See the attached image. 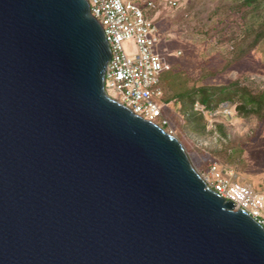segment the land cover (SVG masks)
Masks as SVG:
<instances>
[{
    "label": "water",
    "instance_id": "95a60500",
    "mask_svg": "<svg viewBox=\"0 0 264 264\" xmlns=\"http://www.w3.org/2000/svg\"><path fill=\"white\" fill-rule=\"evenodd\" d=\"M88 0H0V264H264V226L110 97Z\"/></svg>",
    "mask_w": 264,
    "mask_h": 264
},
{
    "label": "rangeland",
    "instance_id": "374dc122",
    "mask_svg": "<svg viewBox=\"0 0 264 264\" xmlns=\"http://www.w3.org/2000/svg\"><path fill=\"white\" fill-rule=\"evenodd\" d=\"M156 1L160 4L155 13L162 37L159 50L169 62L175 63L176 71L188 73V85L192 86L194 80L198 85L240 80L255 94L264 89V39L242 60L232 63L228 62L233 55L230 43L219 44L217 38L210 35L211 26L218 25L215 11L221 0H177L176 8H170L168 0ZM235 1L225 0L224 4L227 6ZM151 11L146 9L147 13ZM256 12L251 14L257 23L252 22L258 25L263 18L258 22ZM123 45L129 56L138 52L135 40H125ZM167 74L169 83L177 86L175 75L167 72L163 79ZM164 88L167 92V86ZM110 93L116 96L113 90ZM232 95L215 111L205 110L208 125L200 134L189 130L183 122L189 114L182 113L181 102L169 103L165 111L168 118L175 120L174 134L199 172H205L209 163L217 162L222 169L233 172L239 183L264 195V116L253 112L255 104L246 103L248 96L244 90ZM196 108L204 109V106L198 103ZM178 116L184 119L181 121Z\"/></svg>",
    "mask_w": 264,
    "mask_h": 264
},
{
    "label": "built area",
    "instance_id": "2783aa9c",
    "mask_svg": "<svg viewBox=\"0 0 264 264\" xmlns=\"http://www.w3.org/2000/svg\"><path fill=\"white\" fill-rule=\"evenodd\" d=\"M93 15L104 27L112 57L105 75V90L118 102L134 113L154 121L174 134V128L164 115L166 103L162 100L165 89L162 74L172 64L159 51V28L154 16L146 9L157 7L155 0H88ZM170 7H177V0H168ZM125 40H135L138 52L129 56ZM180 53V51L178 52ZM116 93L113 96L110 91ZM166 126L168 128H166ZM202 178L216 192L236 203L235 209L246 210L264 226V195L239 183L233 172L211 162Z\"/></svg>",
    "mask_w": 264,
    "mask_h": 264
},
{
    "label": "trees",
    "instance_id": "16d2710c",
    "mask_svg": "<svg viewBox=\"0 0 264 264\" xmlns=\"http://www.w3.org/2000/svg\"><path fill=\"white\" fill-rule=\"evenodd\" d=\"M156 2L158 4L157 7L151 9L152 11L150 12L152 16H155V13L160 8V4L158 1ZM224 3L225 0L218 2L215 11V15H218V25L213 24L211 26V33H209L211 37L217 38L219 44L230 43L233 55L228 62L235 63L242 60L264 39V0H236L227 6ZM253 11L258 14V22L260 18H263V21L259 22L258 25L256 24L257 20L251 14ZM252 21H256V23ZM175 68V63H172L171 69L164 73L169 72L175 75L177 86L169 83L168 74L164 76V79V73L162 74L163 85L164 87L167 86L168 89L162 100L166 103L165 107L173 101L182 103L180 106L182 113L188 112L189 118L184 119L181 116L177 118L181 121L184 119L183 122L192 132L198 134L204 133L208 125V117L205 114V110L208 112L215 111L223 101L232 98V94H236L240 90H244L247 93L248 98L246 99V103L255 104L253 112L264 116V89L259 90L255 94L249 87L243 85L240 80L219 85H198L194 80V84L191 86L187 84L190 78L188 73L185 70L176 71ZM198 103L203 105L204 109H197L196 105ZM165 107L163 112L168 117ZM169 120L171 126H173L175 120L171 118ZM183 122L181 125L184 124ZM166 128L168 127L166 126ZM219 128H222V126L219 125Z\"/></svg>",
    "mask_w": 264,
    "mask_h": 264
},
{
    "label": "crops",
    "instance_id": "0c3cea01",
    "mask_svg": "<svg viewBox=\"0 0 264 264\" xmlns=\"http://www.w3.org/2000/svg\"><path fill=\"white\" fill-rule=\"evenodd\" d=\"M154 18H155V16H154ZM160 37H161V36H160ZM161 42H162V37H161ZM161 42H160V43H161ZM158 49H159V47H158ZM159 51H160V50H159ZM166 59H167V58H166ZM170 63L172 64V62H170Z\"/></svg>",
    "mask_w": 264,
    "mask_h": 264
}]
</instances>
